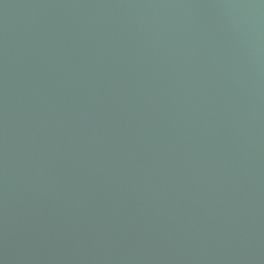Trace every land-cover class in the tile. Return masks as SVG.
<instances>
[{
    "label": "water",
    "instance_id": "1",
    "mask_svg": "<svg viewBox=\"0 0 264 264\" xmlns=\"http://www.w3.org/2000/svg\"><path fill=\"white\" fill-rule=\"evenodd\" d=\"M0 264H264V0H0Z\"/></svg>",
    "mask_w": 264,
    "mask_h": 264
}]
</instances>
